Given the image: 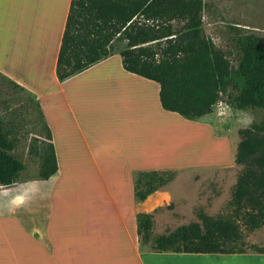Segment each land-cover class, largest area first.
I'll list each match as a JSON object with an SVG mask.
<instances>
[{
  "label": "crops",
  "instance_id": "crops-1",
  "mask_svg": "<svg viewBox=\"0 0 264 264\" xmlns=\"http://www.w3.org/2000/svg\"><path fill=\"white\" fill-rule=\"evenodd\" d=\"M68 5L69 0H0V76L33 96L41 111L44 100L52 97L56 112L52 121L42 117L50 128L56 170L46 179H29L13 187L18 179L0 187V203L7 199L5 188L14 195L30 187L25 182L38 181L40 189L26 208L14 214L0 210V264H251V259L196 258L242 257L246 252L221 255L142 249L136 215L152 213L141 209L142 203L146 207L157 200L163 204L165 188L136 201L130 170L180 169L185 160L166 151L140 153L123 136H116L112 144V136L89 132L94 125L86 99L89 88L105 99L100 110L107 119L109 114L122 117L118 103L129 97L130 85H136L137 103L129 108L132 111L126 110L136 121L151 114L146 90L152 94L153 108L157 107L158 84L124 70L122 49L59 81L55 59ZM58 106L63 112L57 111ZM110 155L119 158L112 162ZM253 254L264 264V254Z\"/></svg>",
  "mask_w": 264,
  "mask_h": 264
},
{
  "label": "trees",
  "instance_id": "trees-1",
  "mask_svg": "<svg viewBox=\"0 0 264 264\" xmlns=\"http://www.w3.org/2000/svg\"><path fill=\"white\" fill-rule=\"evenodd\" d=\"M200 24V15L168 0H69L55 75L62 81L103 59L112 51L111 41L119 37L125 41L119 51L122 68L158 84L162 109L197 119L208 114L223 95L232 108L259 109L257 123L237 130L233 162L242 169L228 201L232 215L199 214V223L189 222L151 237V215L138 213L136 233L139 243H148L153 252L241 254L250 248L264 254V246H245L239 228L241 224L252 231L264 225V137L259 135L264 133V47L253 33H236L237 59L232 69ZM43 129L41 136L47 142H42L40 150L29 148L39 157L37 179H46L56 170L54 147L44 122ZM8 134L0 122L3 187L16 182L24 170L23 162L11 154ZM173 176L171 169L137 171L134 199L144 200Z\"/></svg>",
  "mask_w": 264,
  "mask_h": 264
},
{
  "label": "rangeland",
  "instance_id": "rangeland-1",
  "mask_svg": "<svg viewBox=\"0 0 264 264\" xmlns=\"http://www.w3.org/2000/svg\"><path fill=\"white\" fill-rule=\"evenodd\" d=\"M168 1L185 6L200 15L202 33L224 54L232 69L235 68L237 59V48L233 42L236 33H253L264 47V0ZM124 42L119 37L114 38L111 41L112 51L123 49ZM152 46L156 48L155 45ZM128 90L129 97L126 96L123 102L118 103L122 117L117 118L109 114L106 119L100 110L105 99L89 88L86 99L91 112V124L94 125L88 131L94 135L112 136V144L116 141V136H123L125 140H129L132 149L140 153L153 155L166 151L169 155L178 154L184 158V168L173 169V178L164 185L163 204H159L158 200L148 207L145 203L141 204V209L152 211L151 237L166 234L189 222L199 223V214L211 217L231 216L232 209L228 201L235 179L242 169L241 164L233 162L239 140L237 130L257 123L261 117L260 110L232 108L227 101L228 97L223 95L208 114L197 119H188L160 109L157 94L155 110L151 103L152 94L146 90L151 114L135 121L126 110L137 103V86L130 85ZM228 92L234 94L230 87ZM50 98L48 101L44 100V109L41 111L36 107L33 96L0 76V122L3 128L9 131L8 137L13 145L11 154L24 164V170L13 187L23 181L37 178L39 157L29 148L36 146L37 150H40V147L44 146L43 143L47 142V139L41 136L44 133L43 118L52 121L56 113ZM56 109L63 112L60 106ZM174 118L179 121L174 122ZM249 120L250 123H246ZM46 125L50 131L48 124ZM259 135L264 137V133ZM109 158L115 162L119 157L110 155ZM130 171L134 178L135 173L141 170ZM239 228L245 246H264V225L252 231L245 230L241 224ZM141 247L150 249L148 243L141 244ZM253 253L255 252L248 248L246 255L242 257L199 255L196 258L223 262L251 259V264H261L260 257L254 256Z\"/></svg>",
  "mask_w": 264,
  "mask_h": 264
},
{
  "label": "clouds",
  "instance_id": "clouds-1",
  "mask_svg": "<svg viewBox=\"0 0 264 264\" xmlns=\"http://www.w3.org/2000/svg\"><path fill=\"white\" fill-rule=\"evenodd\" d=\"M246 123H250V120ZM25 183L30 187H26L23 192H17L14 195L9 193L7 188L4 189L3 195L7 197V199L3 203H0V210L9 214H14L18 209L26 208L28 206L32 196L39 192L40 189L38 181H27Z\"/></svg>",
  "mask_w": 264,
  "mask_h": 264
}]
</instances>
